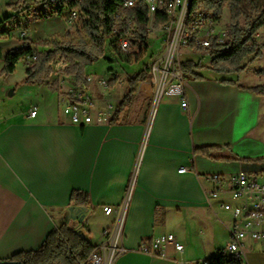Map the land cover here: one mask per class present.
<instances>
[{
  "label": "crops",
  "instance_id": "1",
  "mask_svg": "<svg viewBox=\"0 0 264 264\" xmlns=\"http://www.w3.org/2000/svg\"><path fill=\"white\" fill-rule=\"evenodd\" d=\"M0 48L1 75L7 52ZM199 72L206 79L187 81L186 109L182 100L171 97H163L154 106V87L145 82L116 121L89 126L74 125L64 115L62 100L73 86H65L60 79V85L53 87L56 75L43 85L26 84L24 79L22 84L3 85L0 261L39 250L63 224L79 232L82 226L90 242L101 243L102 232L112 228L118 217L117 213L107 216L103 209L109 206L119 212L136 169L124 224L123 243L129 251L114 264H189L186 255L193 242L206 248L220 226L228 237L215 257L229 242L232 225V215L221 203L236 202L229 195L210 201L215 184L209 178L245 172L264 184V97L250 91L251 87L222 83ZM114 85L108 90L98 82L89 87L101 110L113 106L112 120L128 92L125 82ZM22 90L29 94L31 105H22V97L17 100ZM33 107H38L35 119L29 115ZM203 148L213 149L203 152ZM182 168L189 171L180 173ZM76 192L90 201L82 223L72 219L70 212ZM221 214L230 218L229 224L220 220ZM167 234L176 236L183 252L173 246L165 257L136 251L142 240ZM245 255L249 264H264V243L247 241Z\"/></svg>",
  "mask_w": 264,
  "mask_h": 264
},
{
  "label": "trees",
  "instance_id": "2",
  "mask_svg": "<svg viewBox=\"0 0 264 264\" xmlns=\"http://www.w3.org/2000/svg\"><path fill=\"white\" fill-rule=\"evenodd\" d=\"M119 1L85 0L80 4L70 3L71 9L79 11V20L75 23L74 33H79L81 39L77 43L69 40L56 42L52 46L43 44L45 48L53 47V49L44 52H34V48L26 39L23 46L7 52L1 74L12 75L16 72L21 61L36 57L34 64L27 69L25 83L43 85L50 79L53 74V65L60 58L68 64L64 72L71 77L72 86L77 89L79 86H90L88 68L104 58L108 49L117 55L119 60L129 65L140 63L149 52L138 54V57H129L117 47V37H113V33L116 29L125 26L126 22L123 17L128 15L135 18L139 28L137 36L148 40L147 26L150 15L145 6L125 13ZM9 7L27 19L31 17L35 20L50 19L54 16H62L61 9L27 5L20 1L16 4H9ZM226 9L229 11L230 17L226 26L227 38L221 44L213 40L212 45L207 49L195 47L194 44L189 45V48L195 53L209 54L211 64L207 66L192 60L183 61L182 68L186 81L206 79L199 72L206 69L217 74L246 73L255 61L264 57V38L262 41L257 38V35L264 30V0H192L191 14L202 12L207 18H213L218 26ZM167 22L168 17L162 12L159 19L156 20V26ZM21 25L19 24L18 27ZM24 28L28 29V27ZM69 35L70 33L67 36ZM2 57L0 48V59ZM259 75L263 76L264 70H260ZM151 76V68L147 66L128 78L127 95L119 104L117 113L111 122L116 121L132 104L134 94L140 84L148 82ZM57 82H60V78L57 79ZM115 83L116 81L113 79L110 85ZM222 83L238 84L230 79H222ZM249 90L258 97H264V85L254 86ZM209 149L213 148H203L201 151L208 152ZM73 200L76 209L87 208L90 205L89 198L84 193H74ZM95 248L96 246L79 231L63 224L50 233L39 250L18 254L10 261L21 262V264H82L88 261ZM200 264L244 263L241 259L229 258L227 254L220 251L215 257Z\"/></svg>",
  "mask_w": 264,
  "mask_h": 264
},
{
  "label": "built area",
  "instance_id": "3",
  "mask_svg": "<svg viewBox=\"0 0 264 264\" xmlns=\"http://www.w3.org/2000/svg\"><path fill=\"white\" fill-rule=\"evenodd\" d=\"M27 5L55 8L62 10L66 22L71 25L79 20V11L70 8V3H83L85 0H17ZM123 12H130L140 6H145L150 15L147 26L149 39L144 40L137 36L139 31L135 18L125 15L126 22L123 28L114 31L113 37L121 42V50L129 57H138V54H146L153 47L152 35L159 34L154 42H160V48L155 60L151 63V83L154 87V103L156 106L164 96H176L182 100V108L188 107L187 81L184 78L182 68V49L194 44L195 47L203 49L210 48L213 40L218 44L223 43L227 38V31L216 32V22L213 18H207L204 13L187 14V0H173L170 8H163V0H120ZM161 12H169L167 29H157L156 20ZM22 37H27L26 29H22ZM154 46V45H153ZM36 57L30 60L31 66ZM109 80H99V85L108 90ZM89 85L95 83V79L88 77ZM90 87V86H89ZM89 87L79 86L69 91L66 99L62 100L63 113L72 124L89 126L94 123H110L114 116V108L108 105L106 110H101L96 100L92 97ZM30 118L38 116V107H33L29 113ZM189 171L182 168L180 173ZM138 170L132 174L130 183L126 190V197L119 212L113 207L103 209L107 216L114 213L118 217L112 228L102 232L103 241L96 246L95 250L86 263L82 264H114L122 255L128 253L124 246V224L127 210L131 201L134 184ZM215 184L214 190L210 193V201L218 200L229 195L235 204L223 201L221 208L232 215V225L228 228L229 242L221 250L229 258H238L244 264H249L245 255V243L247 241L264 243V184L245 172L230 175L228 177L215 174L209 178ZM211 205V204H210ZM173 246L176 251L183 252L181 245L175 235L167 234L158 237L144 239L140 243L139 253L148 256H166V250Z\"/></svg>",
  "mask_w": 264,
  "mask_h": 264
},
{
  "label": "rangeland",
  "instance_id": "4",
  "mask_svg": "<svg viewBox=\"0 0 264 264\" xmlns=\"http://www.w3.org/2000/svg\"><path fill=\"white\" fill-rule=\"evenodd\" d=\"M17 2V0H0V47H2L5 53L11 49H18L19 47L23 46L24 40L26 39L29 40V43L34 48V52H44L53 49V47L45 48L43 44L52 46L56 42L69 40L73 41L74 43H77L81 39L79 33H74L76 29L75 24L69 25L66 22L65 16H54L50 19L38 20H35L32 17L30 19H27L25 17L20 16L11 7H9V4H16ZM229 18V11L226 9L224 11L223 19L218 24V26H216L217 33L226 30ZM19 24L22 25L18 27ZM24 27H28V29L26 30L28 33L27 37H22L21 30L25 29ZM68 33H70L69 36H67ZM158 37L159 34L152 35L151 42L154 46L152 45L153 48L149 51L144 60H142L140 63H132L129 65L119 60V58H117V55L113 54L108 49L105 53L104 58L100 59L93 66L88 68V76L94 78L95 82H98L102 79H106L109 81L115 79L116 83L114 86L118 85L121 82H125L126 88L128 86L127 81L130 76H133L135 73L142 71L145 67L150 66L151 63L155 60L157 56V52L155 51L159 50L160 42H154V40ZM257 38L259 41L263 40L264 30L257 35ZM181 59L182 62L192 60L196 63L201 62L206 65L211 64V56L209 54L197 52L195 53V51H192L188 47L182 49ZM29 60L30 59L21 61L18 64L16 72L14 74L8 76L1 74L0 88L3 85L9 84L11 82L15 84H22L27 75V69L30 62ZM67 66L68 64L66 63V61L64 59L59 58L58 61L53 65L52 75H56L57 78L64 79L65 86L69 87L72 86L70 80L71 77L67 76L64 72V69ZM260 70H264V57L255 61L250 66L248 71L242 74H217L212 71H209L208 69L202 70V72L204 71V74H211L220 80L230 79L236 81L241 86L254 87L264 85V75H259ZM55 82H57V80L53 81V87L57 88L60 85V82ZM147 83L150 85L151 80H149ZM72 89L73 87L70 90ZM10 91L11 90L8 91V96L10 94ZM154 96L155 95L153 94L152 104L154 103ZM16 97L17 100L19 99V97H22L24 99V103H22V105H31L29 94L26 92L24 93L23 90L19 91ZM164 97L178 98L181 100V98L176 96ZM262 109L263 114L261 117V124L262 126H264V104H262ZM261 139L264 141V136H261ZM220 220L226 224L230 223V218L225 214L220 215ZM220 220L216 221L222 225ZM77 224L80 225L79 223ZM100 224H103V221ZM215 228L219 229V232L215 236V239L213 241L206 242V248H203L201 242H193V246H190L188 249L186 255V262H188L189 264H197L198 261H202L203 263L204 261L213 258V255L217 253L218 249L224 246L228 237V233L220 226H216ZM79 229L84 237L89 238V236H87L90 235L88 230H86L82 226ZM93 235H95L94 232ZM95 237L96 236H93L92 240H95Z\"/></svg>",
  "mask_w": 264,
  "mask_h": 264
},
{
  "label": "bare ground",
  "instance_id": "5",
  "mask_svg": "<svg viewBox=\"0 0 264 264\" xmlns=\"http://www.w3.org/2000/svg\"><path fill=\"white\" fill-rule=\"evenodd\" d=\"M171 4H173V0H163V8H170ZM191 6H192V0H187V14H191ZM163 13L166 14V16L168 17V22H169V12H163ZM156 27L157 29H167V23L162 24L160 26H156ZM116 45L121 52L126 54L124 51L121 50V42L118 41V39L116 40ZM127 55L129 56V54Z\"/></svg>",
  "mask_w": 264,
  "mask_h": 264
},
{
  "label": "water",
  "instance_id": "6",
  "mask_svg": "<svg viewBox=\"0 0 264 264\" xmlns=\"http://www.w3.org/2000/svg\"><path fill=\"white\" fill-rule=\"evenodd\" d=\"M70 212L72 213V219H77L79 222H83L86 216V213L88 212V209L86 208H81V209H76L75 207L70 208ZM0 264H21V262L17 261H0Z\"/></svg>",
  "mask_w": 264,
  "mask_h": 264
}]
</instances>
